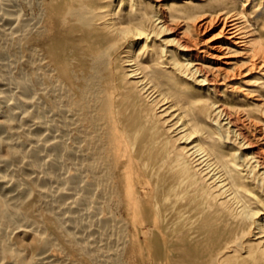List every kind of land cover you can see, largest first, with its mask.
<instances>
[{
	"label": "bare ground",
	"instance_id": "6f19581e",
	"mask_svg": "<svg viewBox=\"0 0 264 264\" xmlns=\"http://www.w3.org/2000/svg\"><path fill=\"white\" fill-rule=\"evenodd\" d=\"M42 1L37 33L27 24L18 35L10 15H0V27L10 25L13 44L28 52L37 36L43 42L53 91L68 99L73 117L62 122L73 121L82 148L62 146L40 121L22 131L13 126L12 117H35L20 110L44 68L31 62L32 77L18 80L14 115L0 120V147H10L0 172L9 161H26L17 175L0 174L8 189L0 196V264H88L75 252L92 264H114L110 251L128 242L137 253L153 248L159 264H264V24L252 28L247 3ZM215 22L220 39L200 47L189 25L197 31ZM6 52L0 46V57ZM241 76L243 95L229 82ZM69 163L74 171L60 173ZM85 170L92 174L86 180ZM54 180L64 187H48ZM98 200L127 208L137 222L130 241L127 221L97 217ZM83 208L92 220L77 214ZM16 228L35 241L14 240Z\"/></svg>",
	"mask_w": 264,
	"mask_h": 264
},
{
	"label": "rangeland",
	"instance_id": "374dc122",
	"mask_svg": "<svg viewBox=\"0 0 264 264\" xmlns=\"http://www.w3.org/2000/svg\"><path fill=\"white\" fill-rule=\"evenodd\" d=\"M8 1L11 4H9V7H7L8 9L5 8L4 10H0V12H2V13H0V15H10V16L18 19L17 34L20 36L25 35L24 33H26L25 32L26 27H23V26H25L27 24L28 25L30 24L27 27L28 28L30 27L29 29L33 30L32 31L33 33H37V29H35V31H34V28L37 25L38 26L40 25L39 23H40V20L42 18V14H43V7H42L43 1L42 0H0V6L3 4L9 3ZM178 1L179 0H165V4H167V6H170L171 4H174ZM254 1H256V2H254V3L252 2L253 3L252 4L250 2H247V0H242L243 4L247 3V4H245V8L247 7L246 10L249 9L247 11L248 18H250V20L253 19L252 23L254 24V26H252V28L254 27L258 30L261 27V25L264 24V13H263V11H264L263 10L264 9V0H254ZM41 2H42V4H41ZM1 3H3V4H1ZM205 10H210V8L206 7ZM257 16H260V19L258 21L259 23L258 22L256 23ZM201 19H203V17ZM201 19H199L197 21V23H194V24H199V25L202 24ZM10 28H11L10 25H2L0 27V46L5 47L6 51H7L6 55L4 54L2 57H0V68H1L0 74L4 70L5 74H7L6 76L11 77V79L8 77V79H9L8 84H10V85H8V91L4 92V89L7 88V86L4 87V86L0 85V120H3L5 117H8V116L12 117L14 115L15 108L13 105H11V102L13 103L14 101L18 100L21 97V90L18 87V80H28L32 77V74L34 72L33 69L30 68L29 64L32 62L35 64V67H38V65H39V67H41V65H42V66H44V68L41 67V71H40V69H38V70L35 69L37 71V74H39L38 75V81L31 88V90L29 91V93L27 95L28 100H31V102L28 103L29 105L27 104L25 106L24 105L20 106V108L22 107L20 110H23L26 112H31V113L34 112L35 117L31 120H28L26 123L22 122L21 119L18 117H12V122H13L12 124L16 130L22 131L23 127L28 128L29 127L28 125H30V127H33L34 125L36 126L37 125L36 123H38L40 121L41 123L50 126V131H48V132L43 131L45 134H47L49 132H51V134L54 133L56 136H58L57 139L60 143H62L61 144L62 146L66 147V148H70V149H75V150H78L80 152V150L82 148V141L80 138L76 139L77 133H76L75 125H74L73 121L71 120V122L69 124H64L62 122V121H64V119L69 118L71 115L69 112H67L69 102H68V99L66 97H63L60 93H55L53 91V85L52 84L55 83V79H53V77H52L53 76L52 71L46 65L43 42L37 36L38 39H35L31 44V47H33V48L31 49L30 52H28L22 44H19V45L13 44V41L11 40V36H9ZM180 28H184V26L180 25ZM189 28H190L189 33L193 34V36H195V37H198L202 41L200 47L210 46L211 44H213L214 42H217L220 39V36H219L220 35L219 34L220 24L219 23L215 22L213 24L203 26V27H201V30H197V31H194V27L192 26V24L189 25ZM261 30H262V34L264 35V27ZM257 39H259V38H257ZM260 39L263 40V42H264V36ZM36 52H37V54H36ZM39 58H41V59H39ZM33 59H34V61H33ZM241 60H243V59H241ZM4 66H6L5 67L6 69L4 68ZM255 72L256 73H254V74L255 75L257 74L256 76H262V75H258V73H261V71H255ZM51 74H52V76H50ZM261 74H263V73H261ZM243 80L244 79L241 76V77H236L235 79H232L231 81H229L230 84H232V86H234L233 84H235L237 87L239 86V88L242 89V90L240 89L241 91L237 90L236 94L238 93L240 95H243L242 92H245V90L247 89V87L242 86L241 82ZM228 89H229L228 91H230V92L232 91V88L229 87ZM72 118H69V119H72ZM59 131H60V133H59ZM0 132H1L0 134L5 133L3 130H0ZM16 138L19 139V137H16ZM32 145H33V143L30 140L25 144V148L30 149L32 147ZM106 145H108V144L107 143L104 144V148L106 149L105 151L107 152V150H108V152H109L110 147H108L109 145L106 147ZM9 148L10 147L8 146L7 143H4L1 145V147H0V162L4 161L5 159H7L9 157V151H10ZM46 154H49V152ZM0 164H2V163H0ZM25 164H26V161H24L22 159L15 160V161H9L7 164H5L4 169L0 172V174L1 175H13V174L17 175L19 168L21 166H25ZM65 166L59 171L60 173L65 174V173H69L70 171H74V168H75L74 165L69 163V164H66ZM85 171H83V178L85 180L91 178V175H92L91 172H89L87 170H85ZM20 177H22L21 174L19 175V179H20ZM19 181H23V178H21ZM62 186H63V184L58 180L48 182V187H50L54 190L61 189L64 187V186L63 187ZM7 190L8 189L5 188V186L0 185V196L4 197L7 194ZM16 190H17V188L14 187V189H12V194L17 195L18 191H16ZM77 194L78 193L75 192L74 197ZM74 197L67 198L66 201L69 202V200L70 201L73 200ZM97 205H98L97 207L99 208V212H98L97 217H102L104 215H106V216L107 215H113L116 218L118 217V219L127 221L128 226H127L126 231H125V236L127 239L130 238L128 240V241H130L132 234L135 233L134 229H137V222H134L132 220V215L130 214V212L128 210H126L127 208L125 209V207H119L115 201L108 203V201L98 200ZM86 212H87V209L83 208L81 210V212L80 213L78 212L77 214L81 217V219L83 218L82 219L83 221L84 220L85 221L92 220V218H90L88 216V214H86ZM102 213H103V215H102ZM263 215H264V211H262V216ZM81 219H80V221H81ZM13 231H14V233H13ZM12 236H13L14 240H17V241L20 240V242H23L24 244H26V243L30 244L31 242L35 241V235L34 234H32L31 232H28V234H27V232L23 231V229H21V228L13 229L12 230ZM196 240H198V239L196 238L194 241H196ZM125 246H122L123 249L121 247L115 248V249L113 248L114 250H116L115 253L113 250L110 251L109 255L111 254L110 256L114 259V264H148V262H149V264L150 263L151 264H157L158 263L156 260H153L154 259L153 248H151L149 250H143L142 253H137V250H135L136 251L135 252L132 249L130 242L127 243L126 247ZM52 250L55 251V253L60 256L61 261H66L68 255H67V252H65V250L63 248L55 245L52 247ZM80 254L81 253L75 252L74 257L78 256L77 258H80V259L82 258L83 260H86L88 264L89 263L92 264L93 261L91 260L92 259L91 256H88L85 254H81V256H80ZM143 259H144V261H143ZM150 260H152V261H150Z\"/></svg>",
	"mask_w": 264,
	"mask_h": 264
}]
</instances>
